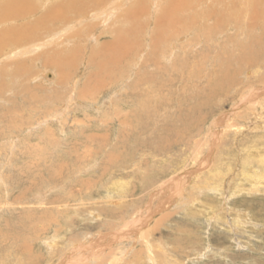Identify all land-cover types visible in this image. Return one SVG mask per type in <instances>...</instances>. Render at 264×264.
Returning a JSON list of instances; mask_svg holds the SVG:
<instances>
[{"label":"rangeland","instance_id":"obj_1","mask_svg":"<svg viewBox=\"0 0 264 264\" xmlns=\"http://www.w3.org/2000/svg\"><path fill=\"white\" fill-rule=\"evenodd\" d=\"M43 1L0 49V264H264V0Z\"/></svg>","mask_w":264,"mask_h":264},{"label":"bare ground","instance_id":"obj_2","mask_svg":"<svg viewBox=\"0 0 264 264\" xmlns=\"http://www.w3.org/2000/svg\"><path fill=\"white\" fill-rule=\"evenodd\" d=\"M30 0H9V7L11 8V13L8 11V12H5L3 11V20H2V24H7L9 22H13L15 23V25L11 26V27H4V33L0 34V49L1 47H4L6 45V43L8 41H11V42H22V41H28L29 40V35H28V31H29V28L30 27H34V24L30 23V25L28 24H25L27 27H24L23 25H19L16 23V20L13 18V16H18L19 14H21L23 12V7H26L27 4L25 3H29ZM45 1L47 0H44L42 3H44ZM72 4L73 5H82L83 6H86V7H83L84 11L87 10V7L88 5H90V10L88 11L87 15L94 12L90 17H96V16H100L104 13V10H105V14L107 16V14L109 13L110 15V12H109V9H108V3L105 2V0H87L86 2H83V3H78L76 0H67L64 4L62 5H59L60 8L64 9L65 11L66 10H70L74 7H72ZM1 6V5H0ZM67 6V7H65ZM135 6V5H134ZM9 8V9H10ZM74 9V8H73ZM56 11L60 12L61 10L60 9H56ZM91 11V12H90ZM90 12V13H89ZM113 12V11H112ZM61 14H64V13H61ZM53 15V14H52ZM57 15V14H56ZM112 15V14H111ZM130 13L129 14H126L125 15V19L129 18L130 17ZM60 19L63 18V16H60V15H57ZM113 16V15H112ZM89 17V19H90ZM102 17V16H101ZM100 17V19H101ZM105 17V16H104ZM44 19V18H43ZM58 19V21L60 20ZM94 19V18H93ZM97 18H95L94 20H96ZM131 21L134 22L136 19L135 17L133 16V14L131 15ZM92 20V19H91ZM104 21V19H103ZM125 23V21H124ZM65 26L61 27L64 31H69L68 29L66 28H69V27H66L64 28ZM66 29V30H65ZM122 32V31H120ZM126 31L123 32L122 35H120L122 38L126 35ZM67 34V33H66ZM51 35L53 36H56L55 33H52ZM62 36V35H61ZM60 36V37H61ZM54 38V37H53ZM37 40H33L31 39V43L33 42H36ZM120 41V40H119ZM120 43V42H119ZM15 49H18V48H13V50ZM76 51H80L81 49H75ZM105 51V50H104ZM108 52L105 51V53H109V55L118 60L121 58V54L122 53H127V50H125V48L123 46L119 47L118 44H109L108 45ZM20 53H18L19 55ZM70 63L73 64L74 61L72 60V54L70 55ZM107 63V62H106ZM24 65V64H23ZM22 64H19L15 67V69L17 70V73L18 74H22V72L24 71V66ZM108 65V63H107ZM14 69V70H15ZM46 69V68H45ZM49 69H52V68H49ZM47 70V69H46ZM45 71V70H44ZM55 71V70H54ZM43 72V71H42ZM6 74V72H5ZM55 76V75H54ZM56 77V76H55ZM54 78V77H53ZM42 79V78H41ZM48 81V80H47ZM46 83V82H45ZM52 83V82H51ZM72 88V87H71ZM179 177V176H178ZM260 183H256V185H259ZM214 191V190H212ZM259 190L257 188L253 189L251 191V194H255L257 193ZM218 212L214 215L216 219H219L218 217ZM139 218V217H138ZM215 219V220H216ZM232 219V218H231ZM239 220H236V222L238 223ZM133 222V221H132ZM227 222V221H226ZM149 223V222H148ZM241 223V222H240ZM136 224V223H135ZM146 224V223H145ZM144 225V224H142ZM142 227V226H141ZM230 228H231V224H230ZM233 231V230H232ZM236 231V230H235ZM134 236V235H133ZM121 237V236H120ZM117 238V237H116ZM137 240V239H136ZM133 245H131L132 247ZM149 251V249H147ZM129 251V249H127L125 251V253ZM116 261V260H115ZM119 262V260H117ZM117 261L114 263V264H117Z\"/></svg>","mask_w":264,"mask_h":264}]
</instances>
